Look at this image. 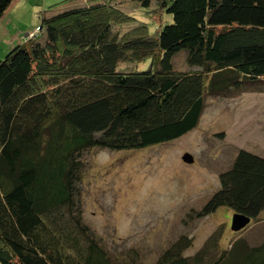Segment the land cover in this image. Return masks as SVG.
<instances>
[{
    "label": "trees",
    "instance_id": "1",
    "mask_svg": "<svg viewBox=\"0 0 264 264\" xmlns=\"http://www.w3.org/2000/svg\"><path fill=\"white\" fill-rule=\"evenodd\" d=\"M38 14L0 57V264H264V238L223 243L224 224L191 253L182 234L150 263L136 248L112 255L82 217L79 186L102 162L88 167L89 153L173 141L207 95L264 78V0H59ZM182 51L196 71L173 68ZM219 180L201 213L259 222L264 156L238 149Z\"/></svg>",
    "mask_w": 264,
    "mask_h": 264
},
{
    "label": "rangeland",
    "instance_id": "2",
    "mask_svg": "<svg viewBox=\"0 0 264 264\" xmlns=\"http://www.w3.org/2000/svg\"><path fill=\"white\" fill-rule=\"evenodd\" d=\"M146 11L140 8L132 14L153 31L155 20ZM12 21L9 36L19 40L15 46L21 38L14 26L23 22ZM162 21L171 23L172 16L165 13ZM4 41L0 38V47L7 48ZM186 56L185 51L175 54L173 68L196 71L198 67L189 66ZM149 64L150 60L139 62L136 69L144 70ZM240 148L264 156V78L246 81L221 95H207L198 124L173 141L137 151L89 153L88 167L94 158L102 162L79 185L82 217L110 254L136 248L145 263L154 261L182 234L193 238L188 252H194L223 224V243L241 236L257 244L264 238V213L259 222L251 220L240 232L230 229L232 211L226 207L201 213L220 187L219 174ZM186 152L193 156L192 163L182 161Z\"/></svg>",
    "mask_w": 264,
    "mask_h": 264
},
{
    "label": "crops",
    "instance_id": "3",
    "mask_svg": "<svg viewBox=\"0 0 264 264\" xmlns=\"http://www.w3.org/2000/svg\"><path fill=\"white\" fill-rule=\"evenodd\" d=\"M59 0H13L7 10L4 12V15L0 19V38L6 41L2 46L7 48L0 47V56H2L5 51L13 47L14 43L19 41L12 37L10 38L9 30L11 28L12 20L15 22H23L22 25H15L17 35L20 34L21 41L22 36L26 37L29 33H32L37 27L39 12L47 7L48 5L55 3ZM5 20V24H4ZM24 34V35H23ZM20 43V42H19Z\"/></svg>",
    "mask_w": 264,
    "mask_h": 264
},
{
    "label": "water",
    "instance_id": "4",
    "mask_svg": "<svg viewBox=\"0 0 264 264\" xmlns=\"http://www.w3.org/2000/svg\"><path fill=\"white\" fill-rule=\"evenodd\" d=\"M194 160L193 156L189 153H184L182 155V161L185 163H192ZM250 223V217L240 214L234 213L232 214L231 221H230V229L234 232H238L245 228Z\"/></svg>",
    "mask_w": 264,
    "mask_h": 264
},
{
    "label": "built area",
    "instance_id": "5",
    "mask_svg": "<svg viewBox=\"0 0 264 264\" xmlns=\"http://www.w3.org/2000/svg\"><path fill=\"white\" fill-rule=\"evenodd\" d=\"M37 30H34L32 33H30L29 35H32V34H34L35 32H36Z\"/></svg>",
    "mask_w": 264,
    "mask_h": 264
}]
</instances>
